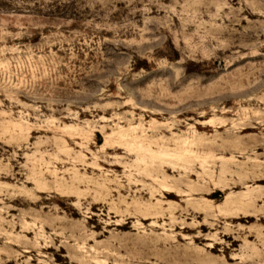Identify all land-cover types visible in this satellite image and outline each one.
I'll return each instance as SVG.
<instances>
[{"label":"rangeland","instance_id":"obj_1","mask_svg":"<svg viewBox=\"0 0 264 264\" xmlns=\"http://www.w3.org/2000/svg\"><path fill=\"white\" fill-rule=\"evenodd\" d=\"M198 260L264 264V0H0V264Z\"/></svg>","mask_w":264,"mask_h":264},{"label":"bare ground","instance_id":"obj_2","mask_svg":"<svg viewBox=\"0 0 264 264\" xmlns=\"http://www.w3.org/2000/svg\"><path fill=\"white\" fill-rule=\"evenodd\" d=\"M223 150H231L232 149V146H227V147H224V148H222ZM242 166V165H241ZM255 167H257V164H255L254 165ZM254 169V168H253ZM164 171V178H163V181L161 182V186H162V188L164 189V191H163V196L165 197V198H169V197H171V198H175V197H177L179 194H177V192H176V187L175 188H173L169 183H168V175H167V172H166V170H163ZM229 172H231V170L229 169V168H227V166H224L222 169H221V172H220V174H219V179H220V181L222 182V185H224V186H229V185H231V184H229L227 181H226V179H227V173H229ZM235 172H237L238 173V171L236 170ZM238 178H237V181L238 182H244L247 178H248V175L247 174H241V173H238ZM256 192V193H255ZM261 192H263V190L262 189H258V190H256V191H252V190H250V191H248V192H246V193H243L242 195H240V196H238V197H233V196H231V195H227L226 196V198H225V201H224V204H226L227 206H230V207H232V205H234V203H238V202H240V200H245V198H247L248 196H256V195H258V194H261ZM253 193V194H252ZM207 202V201H206ZM241 203V202H240ZM242 204V206L241 207H243V209H245V206L246 205H244L243 203H241ZM244 205V206H243ZM241 207H240V209H241ZM230 212H232V213H235L232 209H228ZM201 227L202 228H205V227H207V225L206 224H202L201 225ZM198 237V236H197ZM234 244V243H233ZM232 244V245H233ZM208 247H210V248H212V249H215V245H212V244H210V245H208ZM201 254V253H200ZM209 256V255H208ZM182 258V257H181ZM211 258V257H210ZM209 258V259H210ZM186 259V258H185ZM199 260H203L202 258L201 259H199ZM198 260V261H199ZM205 260H206V258H205ZM161 262V261H160ZM200 262V261H199ZM207 262H208V260H207ZM207 262H205L204 264H206ZM196 263H198V262H196ZM201 263V262H200ZM199 263V264H200ZM203 263V262H202ZM201 263V264H202ZM210 263V262H209Z\"/></svg>","mask_w":264,"mask_h":264}]
</instances>
